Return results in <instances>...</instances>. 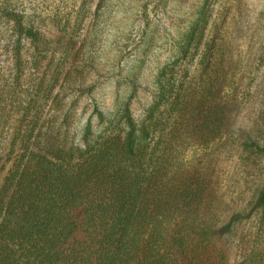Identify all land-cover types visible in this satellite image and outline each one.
<instances>
[{"label": "rangeland", "instance_id": "374dc122", "mask_svg": "<svg viewBox=\"0 0 264 264\" xmlns=\"http://www.w3.org/2000/svg\"><path fill=\"white\" fill-rule=\"evenodd\" d=\"M7 1L37 37L19 59L0 54V191L18 152L59 154L89 124L97 134L127 109L141 121L157 103L162 130L185 122L211 213L250 208L264 184L246 149L264 142V0ZM221 246L237 264V240Z\"/></svg>", "mask_w": 264, "mask_h": 264}, {"label": "trees", "instance_id": "16d2710c", "mask_svg": "<svg viewBox=\"0 0 264 264\" xmlns=\"http://www.w3.org/2000/svg\"><path fill=\"white\" fill-rule=\"evenodd\" d=\"M1 27L0 54L12 59L37 37L7 0H0ZM156 105L141 121L127 109L97 134L89 124L59 154L11 158L0 191V264H229L225 239L238 242L237 264H264V184L241 218L212 214L207 185L185 154V122L179 132L162 130ZM246 149L264 160V142Z\"/></svg>", "mask_w": 264, "mask_h": 264}]
</instances>
